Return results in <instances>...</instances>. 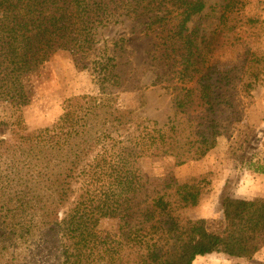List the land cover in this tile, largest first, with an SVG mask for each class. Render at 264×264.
Listing matches in <instances>:
<instances>
[{"label": "trees", "instance_id": "obj_1", "mask_svg": "<svg viewBox=\"0 0 264 264\" xmlns=\"http://www.w3.org/2000/svg\"><path fill=\"white\" fill-rule=\"evenodd\" d=\"M208 2L0 0V104L30 105L44 55L61 50L80 55L81 71L91 59L99 87V96L77 97L52 127L0 137L1 228L15 235L38 226L57 242L59 264H193L212 254L250 261L264 248V200L225 198L224 230L210 234L187 211L201 205L212 173L150 189L135 171L136 161L172 159L177 168L204 160L242 122L243 98L264 82V53L252 52L240 67L217 57L243 28L264 29V21L244 10L246 0ZM126 22L128 35L153 40L143 67L127 39L97 38ZM148 74L152 87L172 96L164 124L118 103L147 89ZM101 219L119 221L117 242L94 235Z\"/></svg>", "mask_w": 264, "mask_h": 264}, {"label": "rangeland", "instance_id": "obj_2", "mask_svg": "<svg viewBox=\"0 0 264 264\" xmlns=\"http://www.w3.org/2000/svg\"><path fill=\"white\" fill-rule=\"evenodd\" d=\"M208 1L209 5L213 6L216 3H225V0ZM246 1L248 4L244 10L264 21V0ZM197 20L193 21L191 28L197 25ZM130 27L131 22L111 24L99 30L97 38L102 41L101 43L117 37L127 39L135 65L143 67L147 61V54L153 47V40L141 33L128 35ZM240 34L241 40L233 47L217 54V57L230 67L244 66L252 52L264 53L263 28L247 31L243 28ZM79 56L76 57L64 50L44 55L42 67L33 77L35 96L31 104L27 106L20 102L0 104L1 139L11 138L13 131L34 132L52 127L64 118L69 104L77 97L99 96V87L95 84L90 69L91 59H87L85 63L89 69L81 71L77 66ZM153 79V76L148 74L143 79V85L147 89L142 93L122 94L118 103L125 109L138 110L142 117L164 124L174 111L172 96L161 87H152ZM241 105L242 122L226 135L219 137L204 160L177 168L174 167L172 159L136 161L135 171L139 179L145 181L150 189L166 180L175 179L185 183L194 176L212 173L211 186L201 205L187 211V215L199 222L201 229L206 233L207 221L194 218L195 210L199 209L197 213L203 217H214L212 219L215 225L212 229L215 230V227L218 229L222 224L224 228L225 198L264 200V174L254 172L264 167V82L260 83L250 96L243 98ZM18 123L21 124L17 125ZM134 219L136 222L139 220ZM1 229L3 231L0 232V264H59L58 258L61 253L57 252V242L46 238L38 226L33 225L31 231L25 229L24 233L17 232L15 235L12 229ZM119 229V221L110 219L95 220L92 227L94 235L109 243L118 241ZM258 254L255 264H264V252Z\"/></svg>", "mask_w": 264, "mask_h": 264}, {"label": "crops", "instance_id": "obj_3", "mask_svg": "<svg viewBox=\"0 0 264 264\" xmlns=\"http://www.w3.org/2000/svg\"><path fill=\"white\" fill-rule=\"evenodd\" d=\"M198 211L199 209L195 210L194 218L206 219L208 233L215 234V235L222 234L224 230L223 224L218 229L215 227V230H213L212 228H214L215 224L213 223L214 220L212 218L214 217H208V216L203 217L202 215H199L197 213ZM262 252H264V249H262L259 253H262ZM257 256L254 258V260L252 259L250 262H246L247 260H244V259H231L228 256H225L222 254L220 255L212 254V255H208L204 257H198L193 264H207V262H209L210 264H255V260H257Z\"/></svg>", "mask_w": 264, "mask_h": 264}]
</instances>
